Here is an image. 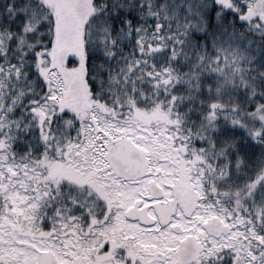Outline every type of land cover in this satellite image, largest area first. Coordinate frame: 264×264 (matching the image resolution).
Masks as SVG:
<instances>
[{
    "label": "snow or ice",
    "instance_id": "1",
    "mask_svg": "<svg viewBox=\"0 0 264 264\" xmlns=\"http://www.w3.org/2000/svg\"><path fill=\"white\" fill-rule=\"evenodd\" d=\"M0 264H264V0H0Z\"/></svg>",
    "mask_w": 264,
    "mask_h": 264
}]
</instances>
